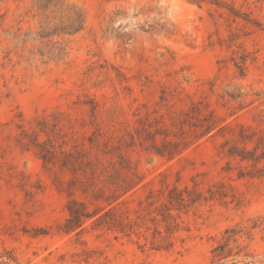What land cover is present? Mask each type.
<instances>
[{"label": "rangeland", "instance_id": "rangeland-1", "mask_svg": "<svg viewBox=\"0 0 264 264\" xmlns=\"http://www.w3.org/2000/svg\"><path fill=\"white\" fill-rule=\"evenodd\" d=\"M61 2L0 0V264H210L223 230L247 219L261 226L242 243L264 257V159L227 155L258 146L239 140L240 127L264 135V0ZM210 114L215 128L173 159L137 136L148 122L176 140ZM31 138L83 151L99 170L123 155L142 180L124 197L129 209L163 202L160 190L177 178L190 188L197 179L204 198L180 213L168 249L145 245V228L115 239L93 220L60 233L69 196L55 179L71 174L44 167ZM105 145L119 149L103 154ZM72 197L90 211L104 206L80 190Z\"/></svg>", "mask_w": 264, "mask_h": 264}, {"label": "trees", "instance_id": "trees-1", "mask_svg": "<svg viewBox=\"0 0 264 264\" xmlns=\"http://www.w3.org/2000/svg\"><path fill=\"white\" fill-rule=\"evenodd\" d=\"M49 3H53L54 7L63 6L61 0H49ZM219 3L224 7H228L231 15L235 17L241 15L226 2L220 1ZM235 65L242 73V66L237 62ZM198 121L197 124L192 125L197 130L187 134L181 129L182 132L179 138L175 136L176 140H172L170 133L164 128H155L152 131V126L148 122L141 123L137 136L142 138L145 143H149L145 147L146 151H153L159 156L173 159L188 148L193 140L208 134L215 128L216 121L212 114L203 119H198ZM37 125L41 127L42 130L40 131L44 132L47 124L43 121L37 123ZM227 127H230V124L223 128ZM29 136L23 132V137L18 142L27 146L28 144H24V141ZM159 137L160 140H158ZM131 139L132 144L134 136H131ZM253 139L258 144L255 152H250L245 147L240 148L237 145H232L227 149V155L238 157L240 161H251L254 165L258 164L264 159V135L240 127L239 140L241 142ZM89 141L90 143L94 142L93 139H89ZM29 143L37 148V156L43 162L44 167L58 164L60 170H65L71 174L69 181H64L58 177L55 179L56 185L69 196L66 204L68 217L64 223L58 226V232L60 233L69 234L82 230L86 221L93 220V229L111 232L114 234L115 239L118 236L128 238L131 235L145 236V233L151 232L149 237L144 238L145 245L149 243L154 249H168L173 246V234L180 229V221H178L180 213L187 212L202 197L204 198L202 192L198 190L199 182L197 179H193L194 184L190 188L188 185L180 187L179 178H177L175 184H167L160 190L159 195L163 197V202L157 205L159 198L153 199V193L150 191L147 200L153 199L152 201L146 202V205L143 206L140 202V208L137 210L129 209L126 206L124 197L134 190L142 180L123 155L118 154V165L110 163V169L103 167L102 170H99L101 163L98 160H91L83 151H56L52 144L48 145L44 141L40 142L37 138L29 139ZM227 143L228 141L225 144ZM259 145H263V147L261 153L257 154L256 151ZM107 148V145H105V150L102 151L103 154H109L111 150L119 149L111 147L108 150ZM243 170H245V167L241 169V174ZM101 177H105V179L101 180ZM99 185L102 186L98 188ZM76 190L90 196L93 201H101L104 206H98L90 211L85 203L72 197ZM209 193L214 194L212 190H209ZM260 226L258 219H247L244 222L225 228L211 249L210 264H264V257L253 255L252 252L248 251V245L242 243L243 238L252 241L254 231ZM143 228H145V233L141 231Z\"/></svg>", "mask_w": 264, "mask_h": 264}]
</instances>
